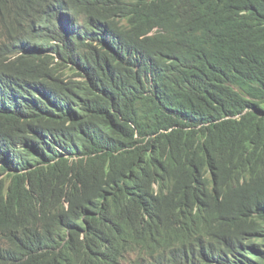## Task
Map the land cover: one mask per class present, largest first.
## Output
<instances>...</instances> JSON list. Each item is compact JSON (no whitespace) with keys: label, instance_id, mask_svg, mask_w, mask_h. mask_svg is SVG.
I'll return each instance as SVG.
<instances>
[{"label":"clouds","instance_id":"clouds-1","mask_svg":"<svg viewBox=\"0 0 264 264\" xmlns=\"http://www.w3.org/2000/svg\"><path fill=\"white\" fill-rule=\"evenodd\" d=\"M239 2L0 0V86L22 94V103L0 100V264H55V252L84 243L82 264H264L262 234L241 221L213 220L217 203L248 197L254 176L246 161L227 183L207 174L208 182L185 178L175 188L152 176L148 159L120 156L122 206L106 201L98 171L86 164L102 153L108 133L88 120L96 110L112 118L120 112L98 79L123 93L127 81L144 95L154 81L172 89L158 61L189 54L195 14L218 21ZM188 84L196 83L187 77L172 90ZM39 187L58 195L62 212ZM256 203L264 229V203Z\"/></svg>","mask_w":264,"mask_h":264},{"label":"trees","instance_id":"trees-1","mask_svg":"<svg viewBox=\"0 0 264 264\" xmlns=\"http://www.w3.org/2000/svg\"><path fill=\"white\" fill-rule=\"evenodd\" d=\"M177 10L173 8L168 21ZM188 28L194 37L189 54L178 63L158 62L172 89L187 77L196 84L176 91L154 81L153 91L144 95L134 83L127 81L123 93L98 79L99 86L112 91L120 112L112 118L96 110L88 120L108 133L102 153L88 156L86 164L98 171L106 201L122 206L124 202L118 200L126 197L127 190L122 167H114L120 156L148 159L152 176L175 188L185 178L197 184L208 182L207 174L213 181L221 178L227 183L234 167L244 160L254 176L246 185L249 198L235 196L217 203L213 220L241 221L264 236L253 215L256 202L264 203V0H240L236 13L218 21L195 14ZM4 87L10 89L11 85L0 86V100L8 96L22 103V94L12 96ZM90 102L97 104L96 96ZM174 126L177 128L163 132ZM37 193L55 201V209L63 211L58 195L51 190L39 187ZM87 248L84 243L80 248L55 252L53 260L55 264H82Z\"/></svg>","mask_w":264,"mask_h":264},{"label":"bare ground","instance_id":"bare-ground-1","mask_svg":"<svg viewBox=\"0 0 264 264\" xmlns=\"http://www.w3.org/2000/svg\"><path fill=\"white\" fill-rule=\"evenodd\" d=\"M66 23H68V21H66ZM218 30V29H217Z\"/></svg>","mask_w":264,"mask_h":264}]
</instances>
